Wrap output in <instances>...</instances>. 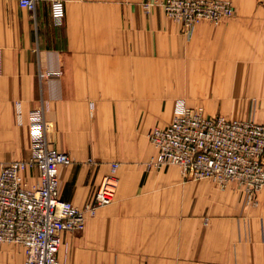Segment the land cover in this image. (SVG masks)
<instances>
[{"label": "crops", "instance_id": "0c3cea01", "mask_svg": "<svg viewBox=\"0 0 264 264\" xmlns=\"http://www.w3.org/2000/svg\"><path fill=\"white\" fill-rule=\"evenodd\" d=\"M51 1L32 17L0 0V161L26 155L29 111L43 106L49 142L72 159L59 171L62 199L91 202L119 162L114 200L82 232L61 233L58 264H264V186L245 207L236 183L154 168L124 140L169 123L179 96L207 115L264 124V0H228L231 16L190 36L146 0H60L59 26ZM0 264H24L22 248L0 244Z\"/></svg>", "mask_w": 264, "mask_h": 264}, {"label": "built area", "instance_id": "2783aa9c", "mask_svg": "<svg viewBox=\"0 0 264 264\" xmlns=\"http://www.w3.org/2000/svg\"><path fill=\"white\" fill-rule=\"evenodd\" d=\"M38 1L18 0V5L35 17ZM143 5L159 7L186 36L200 20L217 24L233 14L228 0H146ZM50 15L54 25L62 24L60 0L50 2ZM49 74L39 72L40 78ZM20 105L14 103L16 116L21 115ZM29 130L26 155L0 161V244L20 246L24 264H58L61 233L82 232L87 216L114 200L118 163L110 164L93 200L80 208L60 196L59 171L72 159L49 142L43 106L29 111ZM148 136L155 149L149 166L175 164L187 180L210 178L221 187L234 182L242 190L243 206L256 205L257 192L264 186L263 123L207 115L202 106H189L176 98L171 121L152 127Z\"/></svg>", "mask_w": 264, "mask_h": 264}, {"label": "rangeland", "instance_id": "374dc122", "mask_svg": "<svg viewBox=\"0 0 264 264\" xmlns=\"http://www.w3.org/2000/svg\"><path fill=\"white\" fill-rule=\"evenodd\" d=\"M154 8H159V7H156V6H154ZM160 9V8H159ZM162 11V10H161ZM163 12V11H162ZM163 14H164V12H163ZM165 15V14H164ZM167 18H169L167 15H165ZM227 17H224L221 21H223V20H225ZM173 23H175V24H177L175 21H173L171 18H169ZM201 21H206V22H209V23H212V24H214V25H216L215 23H213V22H211V21H209V20H200V21H198V22H201ZM198 22H196V23H198ZM218 24V23H217ZM178 25V24H177ZM194 29V28H193ZM192 32H193V30H192ZM192 34V33H191ZM0 62H2L1 61V59H0ZM179 98H183L184 100H185V98L184 97H182V96H179ZM17 101H19V100H15V101H13L14 103L15 102H17ZM175 101V100H174ZM186 101V100H185ZM12 102V103H13ZM13 103V104H14ZM22 103V102H21ZM194 106H201V105H194ZM41 107V106H40ZM203 107V106H202ZM203 109H204V107H203ZM222 115V114H221ZM224 116V115H223ZM225 117H227V116H225ZM227 118H238V117H227ZM256 121V120H255ZM14 122H15V125L16 126H18V127H23L24 126V121H22V115H20V116H16V118H15V120H14ZM164 125H166V124H156V125H154V126H164ZM154 126H152V127H154ZM151 127V128H152ZM150 128V129H151ZM149 129V130H150ZM149 130L147 131V132H144V133H140V134H129V133H126V134H124V140H132V136H133V138L137 141V143H138V145H139V147H140V151H142V152H144V154H145V156H147L148 158H149V160H150V157H151V155L155 152V149H154V147H153V145H152V143L150 142V140H149V136H148V132H149ZM16 137H17V134H16ZM113 162H117L118 163V165H119V162L118 161H113ZM112 163V162H111ZM169 165H175V164H163V165H161V166H159V167H154V168H161V167H164V166H169ZM177 166V165H176ZM118 167V166H117ZM179 167V166H178ZM117 169V168H116ZM181 170V169H180ZM115 175H116V171H115ZM204 179H209V180H212V179H210V178H204ZM213 181V180H212ZM215 182V181H214ZM216 183V182H215ZM217 184V183H216ZM219 185V184H218ZM220 186V185H219ZM118 187V186H117ZM103 206H106V205H103ZM252 206H255V205H250V207H252ZM100 207H102V206H100ZM249 207V206H248Z\"/></svg>", "mask_w": 264, "mask_h": 264}]
</instances>
